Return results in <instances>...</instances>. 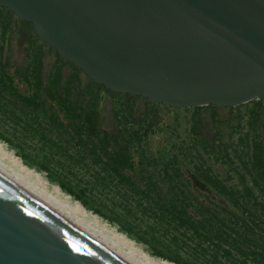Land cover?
<instances>
[{"label": "rangeland", "instance_id": "374dc122", "mask_svg": "<svg viewBox=\"0 0 264 264\" xmlns=\"http://www.w3.org/2000/svg\"><path fill=\"white\" fill-rule=\"evenodd\" d=\"M61 60L0 7L1 162L157 264H264V102L165 107Z\"/></svg>", "mask_w": 264, "mask_h": 264}, {"label": "water", "instance_id": "95a60500", "mask_svg": "<svg viewBox=\"0 0 264 264\" xmlns=\"http://www.w3.org/2000/svg\"><path fill=\"white\" fill-rule=\"evenodd\" d=\"M0 7L111 92L173 108L264 102V0H0ZM0 264L126 263L0 176Z\"/></svg>", "mask_w": 264, "mask_h": 264}, {"label": "bare ground", "instance_id": "6f19581e", "mask_svg": "<svg viewBox=\"0 0 264 264\" xmlns=\"http://www.w3.org/2000/svg\"><path fill=\"white\" fill-rule=\"evenodd\" d=\"M16 171V170H15ZM9 169L0 160V176L12 183L15 187L44 205L50 211L85 234L105 250L122 260L126 264H157L147 256L139 254L133 245L119 238L111 237L105 231L98 229L82 214V209L74 208L69 202L61 199L60 192L56 189L55 194L49 193L45 188L38 186L29 179L26 170L15 172ZM18 171V170H17ZM22 171V170H20ZM67 200V199H66ZM141 252V251H140ZM168 264V263H164Z\"/></svg>", "mask_w": 264, "mask_h": 264}, {"label": "trees", "instance_id": "16d2710c", "mask_svg": "<svg viewBox=\"0 0 264 264\" xmlns=\"http://www.w3.org/2000/svg\"><path fill=\"white\" fill-rule=\"evenodd\" d=\"M25 24H26V26H27V28H29L30 29V24L28 23V22H26L25 21ZM37 43H39V41L37 40ZM62 61V60H61ZM69 64H71V63H69ZM72 65V64H71ZM78 70V69H77ZM79 71V70H78ZM80 72V71H79ZM99 88L100 89H105L103 86H101V85H99ZM99 93L101 94V90L99 91ZM98 93V94H99ZM127 96H131V95H127ZM139 98V97H138ZM263 146H264V140H263Z\"/></svg>", "mask_w": 264, "mask_h": 264}]
</instances>
